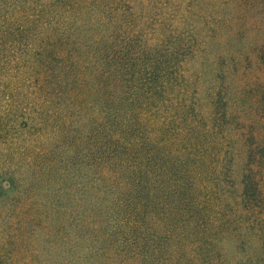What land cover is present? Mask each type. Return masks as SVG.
<instances>
[{
    "label": "trees",
    "instance_id": "1",
    "mask_svg": "<svg viewBox=\"0 0 264 264\" xmlns=\"http://www.w3.org/2000/svg\"><path fill=\"white\" fill-rule=\"evenodd\" d=\"M100 1L0 0V264H264V49L110 55Z\"/></svg>",
    "mask_w": 264,
    "mask_h": 264
},
{
    "label": "rangeland",
    "instance_id": "2",
    "mask_svg": "<svg viewBox=\"0 0 264 264\" xmlns=\"http://www.w3.org/2000/svg\"><path fill=\"white\" fill-rule=\"evenodd\" d=\"M99 4L100 13L106 5L114 9L110 14L114 17L112 24L103 32V40L111 43L115 49L108 52L110 55H161V49L143 51L140 47L176 42L178 39L188 43L203 40L211 35L214 27L222 23L221 19L225 15L231 21L230 26H242L247 31V37L254 41L258 51L264 49V0H101ZM124 47L127 50L121 51ZM256 49L254 51L257 52ZM254 54L256 53L253 52L252 56L250 54L246 60L247 71L254 75L253 80L256 77L260 80V84H256L257 88H254L255 94L251 93V98L262 109L264 64L257 67ZM247 103L250 100L247 99ZM259 174V177H263L264 184V171ZM258 208L257 214L250 217V223L255 224L256 230L260 231L264 226V208H261V204ZM255 242L257 248H264L263 238ZM260 257H264V254Z\"/></svg>",
    "mask_w": 264,
    "mask_h": 264
}]
</instances>
